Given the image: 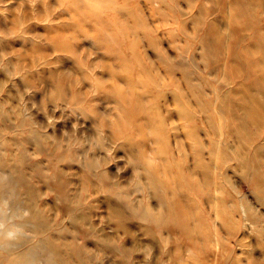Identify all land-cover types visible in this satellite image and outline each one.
<instances>
[{"label":"rangeland","instance_id":"1","mask_svg":"<svg viewBox=\"0 0 264 264\" xmlns=\"http://www.w3.org/2000/svg\"><path fill=\"white\" fill-rule=\"evenodd\" d=\"M73 1L0 0V105L8 119L5 127L0 122V170L14 179L24 175L39 195L31 199L24 189H18L17 201L41 209L51 221L56 238L74 239L80 249L84 248L90 256L84 264H221L211 235L227 217L223 214L216 219L211 205L200 200L195 180L186 170L200 184L203 175L193 168L192 153L187 150L186 162L179 151L180 144L190 142L186 136L191 135V127L181 121L176 99L178 86L184 88L181 83L187 76L194 86L190 108L200 109L194 112L196 133L192 134L202 144V160L213 169L210 149L221 129L224 144L237 158L220 170L226 179H221L227 193L224 204L237 206L238 214L230 213L237 224L234 236L228 229L219 230V235L228 239L240 264H246L248 256L255 264H264V253L255 242L258 231L264 233V195L257 198L252 172V163L259 162V181L264 186V0H103L106 4L100 8L102 0ZM92 8L96 14L88 13ZM119 28H130L129 36L125 35L129 42L133 38L132 52L125 44L127 39L113 46L103 40V36L120 34ZM126 66L131 69L125 72ZM113 91L123 93L122 98ZM11 101L27 123H21L20 115L10 111ZM126 101L157 110L164 130L151 132L155 123L148 122L147 112L140 113L132 124H125ZM248 109L251 113L258 110L250 117L252 121L243 113ZM244 114L250 119L245 125L251 146L259 148V152L251 149L248 154L252 160L249 169L240 157L243 150L240 155L235 152L240 147L233 137L236 132L229 130H238ZM117 121L120 127L105 124L116 125ZM34 130L39 138L32 134ZM12 141L21 144L18 150ZM54 144V155L73 154L72 159L57 164L51 156ZM14 153L22 157L16 158ZM180 157L186 164H181ZM87 159L97 162L94 171H105L107 179L100 182L94 175H86L85 192L82 178ZM179 161L186 168L183 178L194 189L173 195L180 188L173 189L181 185L175 170ZM148 165L155 167L165 186L168 184L162 193L175 197L192 230L199 226L202 234L193 235L192 231L191 240H187L175 230L149 226L146 219L130 213L128 201L121 199L126 194L139 208L150 199L149 208L158 209L153 190L139 186L147 185L144 170ZM57 172L68 183L60 194L67 196L71 206L81 201L69 215L55 198L54 183L49 179ZM109 186L117 187L121 196L106 191ZM112 205L120 208L116 217ZM244 205L257 215L258 227L250 215L242 213ZM11 213L6 208V214ZM110 214L114 219H108ZM84 215L87 219L81 220ZM13 220L17 222L8 219L4 226ZM59 227L61 234H57ZM25 235L8 237V244L0 243V264H7L10 255L13 258L20 250L29 249L37 258L36 264H46L36 238L29 232ZM107 237L133 249L128 263L103 247L102 238ZM241 241L242 247L236 245Z\"/></svg>","mask_w":264,"mask_h":264},{"label":"bare ground","instance_id":"2","mask_svg":"<svg viewBox=\"0 0 264 264\" xmlns=\"http://www.w3.org/2000/svg\"><path fill=\"white\" fill-rule=\"evenodd\" d=\"M77 1L78 0H75V1H73V3L76 4ZM84 4L85 3H83V6H84ZM103 4H106V3L104 1L100 2L99 8L103 7ZM246 12H247V10H246ZM88 13L89 14H91V13L96 14L97 12L95 11L94 8H92L90 10V12H88ZM119 31H121L120 34L110 35L109 37L103 36V40L107 41L110 45L113 46L114 44L123 43L124 42L123 39H127V43H125V42L124 43L126 44V46L129 49H131V52H132V47H133V40L132 39L133 38L129 42L128 37L126 36V35L129 36V33L131 32L130 28H121ZM132 33L134 34V31H132ZM248 52H245V53H248ZM119 53L121 54V52H119ZM249 54H251V53H249ZM248 56H252V55H248ZM246 57H247V55H246ZM236 59L238 60V57ZM127 64H128L127 62L124 63V65H127ZM130 69H131L130 66H126L125 72L130 70ZM183 81L184 82H182L181 84H183L184 88L181 87V85L179 84L176 99H177L178 111L181 114V116H180L181 121H185L188 125V128L191 127L189 129L191 135L186 136L190 142L185 143V144H183V142H182L180 144L181 146H179V151L181 154L183 152V159H185V157H186V162H187L188 151L190 154L192 153V155H193V168L198 170L200 172V174L202 173L201 176L203 175V178H201V179L203 182H202V184H200V182L195 179V176H193V174H191L188 170H186V168L181 167L183 160L180 157L181 164L179 161V167L175 166V170L181 179V181L179 183L181 185H178V186L175 185L177 187L175 189H173L174 191H176L178 189V187L180 189H178L176 191V193L174 192L175 194H173V195H177V192L179 194L180 192L185 191V190L186 191L192 190V189H194V186H195L197 189L196 192L199 193L200 200L204 201L205 203L210 204L211 207L214 209V211H215L214 217L216 219L220 218V216L225 214V216L227 217V220H225V218L223 217V225L220 228L212 229L213 234L211 235V237H212L211 238V243H212L211 245H213L215 247V249H217V253L219 254V260H220L221 264H240L238 258L234 255V248L231 247L230 244L227 242L228 239L227 238L223 239L219 235V230L228 229L229 235L234 236V228H235L234 223L237 224L236 221H233L230 218V213L232 215H234V213L238 214L239 211H238L237 206H235L234 204H226V205L224 204V203H226V200H227V193H226V190L224 189V187L222 186L223 182L221 181V179L223 181L224 180L226 181V179L223 178L224 174L222 172H220L221 168L224 167L225 164H227L231 160L237 159L236 154H232L230 151H228V145L224 144L225 140L222 137L223 130L221 129L217 133L218 135L217 136L215 135L219 139H214V141L212 140V142H214V143L211 144L210 160L214 161V166L212 167L213 169L210 170L209 165L202 160V144L200 143L198 136L196 134H192V133H196V129L194 128V125H193V123H194V112H196V110H200V109L195 110V109L190 108V102L192 101V99H194V86L191 83L190 78H188L187 76H186V78H184ZM177 84H178V82H177ZM113 93L118 94V96L122 98L123 93L120 94V93H117V91L116 92L113 91ZM223 100H224L223 102L226 101V98L224 99V96H223ZM262 101H264V100H262ZM203 102L205 103L206 101H203ZM125 103H126L125 114H126V118H127V120H125V124H130V123L132 124L134 121H136V118L140 113L147 112L148 122L154 121V123H155V127L151 128V132L153 131V133H156V130H160V129L164 130L165 125L162 123L161 117H160V115H158L159 113L157 112V110L152 109L150 105H143L141 102H136V104H134V103L129 102V101H126ZM201 107H202V105L200 106V108ZM8 108L10 109V111L16 112L18 116L20 115V113L18 111L19 108L16 105H13L12 101L9 103ZM20 111L22 112L21 109H20ZM257 112H258V110L255 113L254 112L251 113L250 109H248L247 111H245L243 113L249 114L248 117L250 118V117H253L254 115L256 116ZM246 114H244L243 117L241 118L240 125H238V127H239L238 130H236L234 128H231V129L229 128V130L236 132V136H233V137L235 139H237V141L240 143L239 144L240 147L238 149H236L235 152H237L238 155H240V153H242V150H243L244 156L243 157L240 156V157L243 160L244 166L249 169V167L251 166L252 160H250V158L248 157V154L251 153V149L254 153L259 152V148L251 146L252 143L250 141L252 138H251V136H249L250 132L248 131V128H246L247 126L245 125L247 122L246 120L248 119V118L246 119V117H247ZM19 117H20L19 119H20L21 123H27L28 122V120L25 117H22L21 115ZM250 119H248V120H250ZM250 121H252V119ZM0 122L2 123L3 127H5L6 123L8 122L7 114L2 110L1 105H0ZM255 123H257V122H255ZM105 124L107 126L110 125L112 127H114V126L120 127V125H118L119 121L116 122V125L114 123L113 124L105 123ZM249 124H250V122L248 121V125ZM123 125H124V122H123ZM116 127H115V129H117ZM214 130H216V128H214ZM31 132L35 136L37 135L38 138L40 137V135L38 133H36L35 130L31 131ZM227 136L229 138H232V136L230 134ZM1 140H2V138H1ZM11 140H13L14 142L17 141L16 138H12ZM11 140H9V141L7 140V142H11ZM39 140H41V139H39ZM13 141H12V144L16 145L18 147L17 148V150H18L19 145H21V144H16ZM67 146H68V148L71 147L70 144H68ZM56 149H57V145L54 144V149H53L51 156L55 157V159H56L55 162L57 164L59 163V161L69 162L72 159L73 154L72 155H66L64 157L59 153H56L54 155V151ZM37 152L39 153L38 150H37ZM181 154H179V155H181ZM13 156H16V158H20V157H22V154L14 153ZM186 162L184 161L185 164H186ZM252 164H253L252 172H253V176L255 179L253 186L256 190L257 198L258 197L262 198L264 195V186L262 184H260V181H259V175L258 174H260V173L258 172L259 171L258 167L260 166V163L258 162V164H257L256 162H254ZM96 165H97V162H95L93 159H87L83 163V169H84L85 173H84V176L82 178V185H83V189L85 192H87L86 182L89 179V177L86 175H94L100 182L106 181V179H107V175H106L105 171H100V172L94 171L96 168ZM214 169H218V170H214ZM145 170H144V172H146V174H147V178H146L147 179V185H146V183H144L143 185L139 184V186L141 187L140 189L151 188L153 190L154 198H156L159 201L157 210H152V208L151 209L149 208L148 205H150V199H148L147 203H145L146 206L139 208L140 206L138 203H137L138 205H136L135 200H131V201L129 200L128 194L124 193V194H126V196L124 195L125 198L123 196H121L120 195L121 193L118 191L117 187L109 186L106 189V191H110L116 196H121L122 200L128 201L125 203H128L127 208L129 210H131L130 213L135 214L137 217H139L143 220L146 219L149 226L153 225L155 227H158V229H160L159 226H165V227H167L168 230L170 229L171 231H174V230L177 231V234L182 235L187 240H191L192 234L194 232L195 233L193 235L202 234L201 231L203 230V228H200L199 226L195 227V231L192 230V228L189 225V221H186V219L184 218V215H182L183 207L180 204L175 202V197H172V198L168 197L167 198L162 193V191L167 190L168 184L166 183V186H165L162 183V181L157 177V175L155 174L156 173L155 167L148 165V169L145 168ZM185 170L187 171L186 173H189L193 177V179L195 180L194 186L188 182L187 178H185V179L183 178ZM49 179L54 183V187L56 190L55 198L60 201V203L62 204L63 210H65V212L68 215L71 214V212H73L74 208L77 207V205L81 204V201H79V203H77L76 206H71V203L68 200L67 196L60 194L63 187H65L66 184H68V183H65V182H63V180H61V176L58 172L53 177L51 175L49 177ZM137 179L140 180V176L138 174H137ZM173 180L175 182V179H173ZM18 189H24L26 195L31 199L32 198L37 199L39 197L36 190H34L31 187V185L28 183L27 177H25L24 175H19V176H16V178L14 179V178H11L9 176H5L4 172H2L0 170V243L8 244V242H7L8 237H13L16 235H18L20 238H24L26 236L25 232H29L32 234L33 238L34 237L36 238L37 245L39 247H41V250H40L41 255H43L44 258H46V264H84L85 261H89L90 256L87 255L88 254L87 251H85L84 248L80 249L78 244L75 243L74 239L69 240V241H64V240H60V239L56 238L54 235H52V230L54 229V227L52 228L51 221L48 219V216L41 209L37 208L34 204L28 205L26 203L27 204L26 205L23 201H17L18 200L17 199ZM196 192H193V193H196ZM6 208L7 209L9 208L12 211L10 216L6 214ZM112 208H113L112 209L113 214L116 217V215L120 211V208L118 206H113ZM241 209H242V213L244 215H246V216L250 215L252 217L251 221L255 222V226L258 227V217L255 213L252 212V209L245 206V205L241 206ZM166 213L169 214V216L165 220L164 218H166V216H167ZM72 218L74 220H77V218H75V216L73 217L70 215V219H72ZM84 218L87 219L86 215H84L81 218V220L82 219L84 220ZM109 218L114 219L111 214L108 215V219ZM8 219H16L17 222H14V220H13L9 226H7V225L4 226L5 222L8 221ZM189 219H191V218H189ZM198 221H200V218H198ZM83 223L85 224L86 221H83ZM149 226H147V232L149 235H151L152 229ZM57 231H58L57 234H61L63 232V229L60 228ZM192 231H193V233H192ZM257 235H258V238L255 240V242L258 245V247L260 248L261 252L264 253V233L259 230ZM208 237L210 238V236H208ZM208 237L206 235V239H208ZM102 240H103V247L110 249L111 252H113L115 254L116 253L120 254L123 257V259L125 260V262L128 263L129 256L132 255V250H133L132 248H127L124 245H117L114 241L112 242L110 239H108V237L102 238ZM240 244H242V246H243L242 241L240 243H236V245H238V246H241ZM3 249L6 250V248H3ZM203 251L204 250H201V252H203ZM209 252H210V250H209ZM241 252L244 253L245 250H241ZM200 254L201 253H199V256H200ZM9 255H10V253H9ZM205 255H206V253H205ZM10 257H11V255H10ZM10 257L8 258L7 264H36V259H37L36 256L33 257L31 249L20 250L15 257H13V258H10ZM75 258L77 259V262H76V260H74ZM247 258H248V261L246 264H255V262L253 260H251L249 256ZM201 259H203V258H201ZM5 260L6 259L4 258V261ZM206 260L208 261V258ZM209 260H211V259H209ZM196 262H193V263L196 264ZM215 264H216V262H215Z\"/></svg>","mask_w":264,"mask_h":264},{"label":"clouds","instance_id":"3","mask_svg":"<svg viewBox=\"0 0 264 264\" xmlns=\"http://www.w3.org/2000/svg\"><path fill=\"white\" fill-rule=\"evenodd\" d=\"M11 235V234H10Z\"/></svg>","mask_w":264,"mask_h":264}]
</instances>
